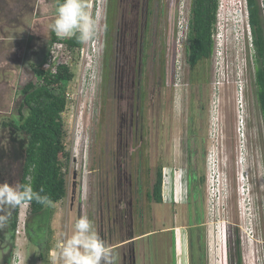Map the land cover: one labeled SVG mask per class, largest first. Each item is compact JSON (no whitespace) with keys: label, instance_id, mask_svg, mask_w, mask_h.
Here are the masks:
<instances>
[{"label":"rangeland","instance_id":"1","mask_svg":"<svg viewBox=\"0 0 264 264\" xmlns=\"http://www.w3.org/2000/svg\"><path fill=\"white\" fill-rule=\"evenodd\" d=\"M58 1L0 0V183L20 181L26 136L3 122L18 118L23 86L57 63L74 72L66 196L48 206L49 224L28 203L13 211L0 264H62L55 244L82 215L114 264H264V121L246 0H220L214 53L195 68L191 0H115L109 30L111 0H87L98 32L74 50L50 45ZM159 164L162 203L147 196Z\"/></svg>","mask_w":264,"mask_h":264},{"label":"trees","instance_id":"2","mask_svg":"<svg viewBox=\"0 0 264 264\" xmlns=\"http://www.w3.org/2000/svg\"><path fill=\"white\" fill-rule=\"evenodd\" d=\"M61 2L62 0H59L58 4ZM114 3L115 0H111L108 30L112 25L110 18H112ZM261 4V0H246L253 47L255 95L264 121V11ZM219 7L220 0H191L185 49L191 68L210 59L214 53ZM49 39L50 45L61 43L68 50L80 49L83 46L76 37L61 39L53 31ZM47 61L48 54L43 59V63ZM38 71V81L30 80L22 88L24 99L18 118H12L3 124L13 127L26 136L20 181L31 177L34 190L39 191L43 186L44 194H47L55 204L67 193L64 159L68 158L69 153L65 144L66 130L63 113L68 104V83L74 78V72L68 63H57L54 68ZM163 183V166L159 165L155 183L152 190L148 192L150 200L153 199L157 203L164 201ZM28 205L29 213L32 215L30 217L45 214L49 224L52 210L50 211L48 206H42L34 200ZM17 220L18 211L12 223L14 229L17 226ZM29 229H31L30 225ZM50 251L49 241L46 252H41L40 257L44 259L46 253Z\"/></svg>","mask_w":264,"mask_h":264},{"label":"clouds","instance_id":"3","mask_svg":"<svg viewBox=\"0 0 264 264\" xmlns=\"http://www.w3.org/2000/svg\"><path fill=\"white\" fill-rule=\"evenodd\" d=\"M91 7L87 0H62L50 25L51 30L61 39L76 37L81 44L89 43L96 38L100 23L99 14L94 15ZM238 179L244 186L243 171L238 173ZM44 193L43 186L39 191L34 190L31 177L0 183V229L7 227L13 211L25 203L34 200L42 206H53V201ZM55 247L59 249L62 264H114L113 250L87 215L78 218L71 234L57 240Z\"/></svg>","mask_w":264,"mask_h":264},{"label":"flooded vegetation","instance_id":"4","mask_svg":"<svg viewBox=\"0 0 264 264\" xmlns=\"http://www.w3.org/2000/svg\"><path fill=\"white\" fill-rule=\"evenodd\" d=\"M160 165V164H159ZM159 165H157V167H156V174H157V169H158V166ZM164 169V168H163ZM163 172H164V170H163ZM165 178V177H164ZM155 180H156V175H155V179H154V182H153V184H152V187H153V185H154V183H155ZM198 182H199V184H201L202 182L204 183V177L202 176V175H199V177H198ZM152 190V188L150 189V191ZM163 190H164V183H163ZM150 191H148V192H150ZM187 192H188V190H187ZM191 193H192V191H190V189H189V195H190V198L192 197L191 196ZM192 195H193V193H192ZM147 196H148V194H147ZM149 198V197H148ZM188 198H189V196H188ZM153 200V199H152ZM154 201V200H153Z\"/></svg>","mask_w":264,"mask_h":264},{"label":"crops","instance_id":"5","mask_svg":"<svg viewBox=\"0 0 264 264\" xmlns=\"http://www.w3.org/2000/svg\"><path fill=\"white\" fill-rule=\"evenodd\" d=\"M122 243H124V242H118V244H122Z\"/></svg>","mask_w":264,"mask_h":264},{"label":"built area","instance_id":"6","mask_svg":"<svg viewBox=\"0 0 264 264\" xmlns=\"http://www.w3.org/2000/svg\"><path fill=\"white\" fill-rule=\"evenodd\" d=\"M262 6L264 7V3H262Z\"/></svg>","mask_w":264,"mask_h":264}]
</instances>
